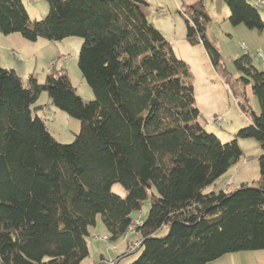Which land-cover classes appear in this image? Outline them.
I'll use <instances>...</instances> for the list:
<instances>
[{
  "label": "trees",
  "instance_id": "obj_1",
  "mask_svg": "<svg viewBox=\"0 0 264 264\" xmlns=\"http://www.w3.org/2000/svg\"><path fill=\"white\" fill-rule=\"evenodd\" d=\"M225 1L233 25L264 31L253 2ZM47 2L48 15L32 20L23 0H0V32L29 41L82 38L78 64L95 98L79 95L66 71L40 83L0 65V264H83L99 214L112 241L133 226L141 235L142 252L128 264H208L264 250V153L255 185L206 191L244 152L237 139L222 142L200 121L190 68L149 20L148 2ZM189 12V42H201L224 75L207 34L211 16L203 3ZM234 61L242 73L235 85L251 84L261 106L237 136L257 139L264 151V70L249 53ZM43 91L81 121L74 142H59L34 115ZM239 105L250 107L244 91ZM117 182L126 196L112 191ZM153 187L158 195L136 225L132 215ZM164 226L169 232L157 236Z\"/></svg>",
  "mask_w": 264,
  "mask_h": 264
},
{
  "label": "rangeland",
  "instance_id": "obj_2",
  "mask_svg": "<svg viewBox=\"0 0 264 264\" xmlns=\"http://www.w3.org/2000/svg\"><path fill=\"white\" fill-rule=\"evenodd\" d=\"M158 1L165 10L161 16L154 18L151 16L153 18L151 21L172 44L176 56L183 59L190 68L196 107L201 111L200 121L222 142L237 139L244 152V156L232 171L216 181L217 185L208 187L206 191L211 189L219 191L225 181L228 182L230 179L236 182L234 189L241 187L243 180L249 185H255L261 177L259 158L264 151L257 139L242 138L237 134L241 129L251 125L253 112L259 115L261 106L252 91L251 84L235 85L242 73L236 68L234 60L249 53L253 64L259 70H264L258 57L260 50L264 52V31L250 29L244 24L233 25L229 20L230 9L225 0ZM248 1L257 4L256 0ZM23 2L32 20L43 19L49 13L47 0H23ZM200 3L204 4L212 18L208 24L207 34L222 54L227 69L224 75L214 68L204 45L201 42L191 44L187 38L186 20L189 18V6ZM258 10L264 20V6L259 7ZM82 43L83 40L79 37H68L60 41H50L45 38L29 41L19 33L5 35L0 32V65L15 69L25 81L34 74L40 83L45 82L49 73L66 71L78 94L85 100H93L94 92L84 79L78 64ZM243 91L248 96L250 104L246 111H243L239 105ZM35 105L41 107L34 109V115L37 113L45 120L49 131L59 142L65 144L74 142L76 135L81 131L79 119L54 106L46 91L41 93ZM219 117H223L224 122H217ZM231 184L232 182L229 183ZM112 191L123 197L127 193L119 182L113 185ZM157 195V189L153 187L142 209L133 213L136 225L147 218L153 198ZM168 232L169 227L164 226L157 232V236H165ZM86 239L89 255L83 264H96L102 257L108 264L119 261V264H128L142 252L139 248L141 235L135 230V226L121 238L112 241L100 214L97 216L96 225L89 228Z\"/></svg>",
  "mask_w": 264,
  "mask_h": 264
},
{
  "label": "crops",
  "instance_id": "obj_3",
  "mask_svg": "<svg viewBox=\"0 0 264 264\" xmlns=\"http://www.w3.org/2000/svg\"><path fill=\"white\" fill-rule=\"evenodd\" d=\"M148 2V7L145 9L146 14L151 21V19L154 18V16H161L162 14H155L153 11L159 8H164L162 4H160V1L158 0H146ZM153 16V18H151ZM152 22V21H151ZM233 167L225 173L220 179L225 177L227 174H229L232 171ZM230 176V175H229ZM232 182L231 185L229 183ZM243 183H247L244 182ZM242 183V184H243ZM217 185V182L214 184ZM213 185V186H214ZM229 185V186H228ZM236 186V182L231 181V179L224 183L219 190L226 189V190H233L234 187ZM215 191H218L216 189H212ZM208 264H264V250H254V251H243V252H238V253H233V254H228L224 255Z\"/></svg>",
  "mask_w": 264,
  "mask_h": 264
},
{
  "label": "built area",
  "instance_id": "obj_4",
  "mask_svg": "<svg viewBox=\"0 0 264 264\" xmlns=\"http://www.w3.org/2000/svg\"><path fill=\"white\" fill-rule=\"evenodd\" d=\"M262 6H264V0H259V7H262ZM164 10H165L164 8H159V9L154 10L153 12L155 14H157V13L158 14H163ZM260 53H261V56H264V52L262 50H260ZM217 122H224V118L223 117H219L217 119Z\"/></svg>",
  "mask_w": 264,
  "mask_h": 264
},
{
  "label": "bare ground",
  "instance_id": "obj_5",
  "mask_svg": "<svg viewBox=\"0 0 264 264\" xmlns=\"http://www.w3.org/2000/svg\"><path fill=\"white\" fill-rule=\"evenodd\" d=\"M256 3H257L256 6L258 7L259 6V0H256ZM258 57H260V61H261L262 65L264 66V56H261L260 51L258 52Z\"/></svg>",
  "mask_w": 264,
  "mask_h": 264
}]
</instances>
